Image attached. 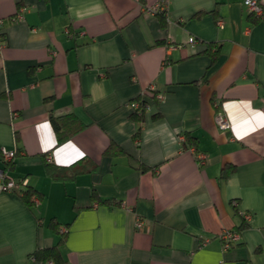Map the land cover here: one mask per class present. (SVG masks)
Listing matches in <instances>:
<instances>
[{
  "label": "crops",
  "instance_id": "obj_1",
  "mask_svg": "<svg viewBox=\"0 0 264 264\" xmlns=\"http://www.w3.org/2000/svg\"><path fill=\"white\" fill-rule=\"evenodd\" d=\"M158 1L0 0V168L28 181L0 190V264H50L33 253L64 231L67 264H264V16L169 0L163 23ZM52 114L82 127L58 143ZM48 163L95 168L56 179ZM227 229L240 240L224 249Z\"/></svg>",
  "mask_w": 264,
  "mask_h": 264
},
{
  "label": "trees",
  "instance_id": "obj_2",
  "mask_svg": "<svg viewBox=\"0 0 264 264\" xmlns=\"http://www.w3.org/2000/svg\"><path fill=\"white\" fill-rule=\"evenodd\" d=\"M261 4L262 0H259ZM250 17L254 22L259 21L262 17L256 18L252 13H249ZM163 23L166 22V16L163 14ZM215 47L214 43H209L207 52L211 54L213 59H216L218 49H214ZM134 100H140L141 102V108L134 110L132 112L131 116L137 121H141L144 119V112L146 108L144 107L146 103V99L143 97H138ZM51 120L53 122L55 131L57 133L58 137V143H61L63 140L67 139L70 135H72L74 132L78 131L81 129L82 124L79 123V121L75 118V116L72 115H64V116H56V115H51ZM186 143L187 145L190 146H197L198 139L196 136L192 135L191 132H186ZM112 147V146H111ZM110 148V147H109ZM76 164L70 165L68 167H58L56 165H53L51 163L47 164V171L48 173L56 179H68L71 177H75L79 172L84 171L85 169L92 170L95 168V165L90 166H85L82 165V167L79 169H76ZM235 170L234 165H227L224 167L222 171V177L227 178L233 171ZM35 192L32 189L26 188L23 190V197L24 200L26 201L27 205L32 206L34 203V200L32 199L34 196ZM110 202L108 200L103 201V203ZM60 223L56 221L55 219L51 220V226L55 230H59V225ZM69 224H67L68 226ZM61 228V227H60ZM67 229V228H66ZM67 232L64 231L59 237V240L57 241L56 244L49 246V247H44V248H38L34 251L33 256L42 261V262H48L52 261L53 264H67L66 260L63 257L62 251H61V246L63 245Z\"/></svg>",
  "mask_w": 264,
  "mask_h": 264
},
{
  "label": "built area",
  "instance_id": "obj_3",
  "mask_svg": "<svg viewBox=\"0 0 264 264\" xmlns=\"http://www.w3.org/2000/svg\"><path fill=\"white\" fill-rule=\"evenodd\" d=\"M246 7L249 12L252 13L256 18L262 17L264 15V6L260 3L259 0H244ZM169 0H159L154 5L150 6L147 10L152 14H166L168 10ZM4 22L3 19H0V24ZM197 42L195 37H191L189 39V43L194 45ZM155 88L150 86L147 89V93H151V95L156 96L157 98L161 97L157 93H155ZM145 93V94H147ZM129 106L134 110L141 108L140 100H133L129 102ZM148 101H146L144 107L148 108ZM17 115V114H16ZM216 121L218 125L222 129H229L231 127V123L228 118L223 113H218L216 116ZM193 153L195 157L199 161L201 165L205 164L207 161V154L204 151H199L195 147H192ZM2 157L5 161L13 160L15 156V151L8 150L4 147L1 148ZM50 158V157H49ZM28 184L27 179H23L21 181H16L13 177L10 176L9 172L5 168H0V190L1 191H20ZM35 202L39 203V198L36 197ZM247 218L250 217L249 214L246 215ZM142 222L139 219L137 221V226H141ZM221 239L223 241L224 249H229L233 245H235L240 240V233L237 230L227 229L221 233ZM50 264H53L52 261H48Z\"/></svg>",
  "mask_w": 264,
  "mask_h": 264
}]
</instances>
